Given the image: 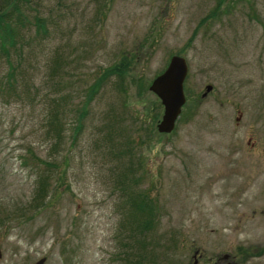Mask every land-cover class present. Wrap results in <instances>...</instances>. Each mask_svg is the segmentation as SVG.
<instances>
[{
  "label": "rangeland",
  "instance_id": "374dc122",
  "mask_svg": "<svg viewBox=\"0 0 264 264\" xmlns=\"http://www.w3.org/2000/svg\"><path fill=\"white\" fill-rule=\"evenodd\" d=\"M21 8L46 23L0 50V264H264V0ZM173 54L186 101L164 133L149 84Z\"/></svg>",
  "mask_w": 264,
  "mask_h": 264
},
{
  "label": "trees",
  "instance_id": "16d2710c",
  "mask_svg": "<svg viewBox=\"0 0 264 264\" xmlns=\"http://www.w3.org/2000/svg\"><path fill=\"white\" fill-rule=\"evenodd\" d=\"M32 1L34 0H0V50L7 55L8 60L9 47L10 45H16L15 40L24 28L29 27L31 24L38 29L43 28L45 30L46 21L39 14H33L32 20L29 18V12L21 8ZM6 75L7 80L14 79V67L8 69ZM92 88L93 86L88 91ZM0 91H2V87H0ZM42 190L41 186L37 185L33 199L40 197ZM144 194L146 193L138 192L131 197L130 204L135 207L136 211H131L132 213L128 214L129 220H135V226L140 231L152 226L153 215L151 214L154 213L151 202L145 199Z\"/></svg>",
  "mask_w": 264,
  "mask_h": 264
},
{
  "label": "water",
  "instance_id": "95a60500",
  "mask_svg": "<svg viewBox=\"0 0 264 264\" xmlns=\"http://www.w3.org/2000/svg\"><path fill=\"white\" fill-rule=\"evenodd\" d=\"M188 71V64L185 56L173 54L163 71L157 74L149 84V89L160 99L163 110L161 117L156 123L159 132L168 133L175 127V122L179 116L182 106L186 101L183 82ZM211 85L206 86V91L211 89ZM241 115L238 113L237 119ZM45 257H40L32 264H43Z\"/></svg>",
  "mask_w": 264,
  "mask_h": 264
},
{
  "label": "flooded vegetation",
  "instance_id": "af4514ba",
  "mask_svg": "<svg viewBox=\"0 0 264 264\" xmlns=\"http://www.w3.org/2000/svg\"><path fill=\"white\" fill-rule=\"evenodd\" d=\"M229 257V254L228 255H225V256H223V258H221V259H223V261H225V259H227ZM221 259H217V261H214V263L213 264H221ZM194 264H197V263H195V261H194ZM228 264H235V262L234 261H230V262H228Z\"/></svg>",
  "mask_w": 264,
  "mask_h": 264
}]
</instances>
